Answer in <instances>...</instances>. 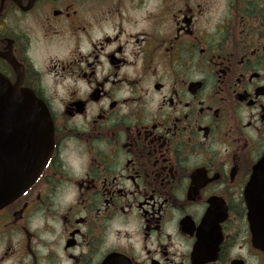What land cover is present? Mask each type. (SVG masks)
Segmentation results:
<instances>
[{"label": "flooded vegetation", "instance_id": "af4514ba", "mask_svg": "<svg viewBox=\"0 0 264 264\" xmlns=\"http://www.w3.org/2000/svg\"><path fill=\"white\" fill-rule=\"evenodd\" d=\"M0 75L53 129L0 264H264V0H0Z\"/></svg>", "mask_w": 264, "mask_h": 264}, {"label": "water", "instance_id": "95a60500", "mask_svg": "<svg viewBox=\"0 0 264 264\" xmlns=\"http://www.w3.org/2000/svg\"><path fill=\"white\" fill-rule=\"evenodd\" d=\"M52 147V124L44 105L0 75V209L35 182Z\"/></svg>", "mask_w": 264, "mask_h": 264}]
</instances>
